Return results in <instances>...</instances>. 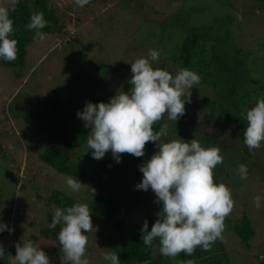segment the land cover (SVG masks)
Listing matches in <instances>:
<instances>
[{
  "label": "rangeland",
  "instance_id": "1",
  "mask_svg": "<svg viewBox=\"0 0 264 264\" xmlns=\"http://www.w3.org/2000/svg\"><path fill=\"white\" fill-rule=\"evenodd\" d=\"M49 3L56 15L61 16L60 20L63 21L62 16H65L67 31H47L43 40L30 42L26 47L22 76L16 77L10 67L0 65V220L12 229L11 233L1 232L0 244L6 255L14 256L16 243H22L31 234L38 235L46 227L47 215L54 211L53 205L51 210L47 205V196L52 189H60L82 204L95 193L86 180L74 176L86 186L79 192H72L66 185L67 175L41 162L39 154L48 136L27 124L19 113L56 92V99L70 105L76 112V122L85 127L77 117L85 101L107 103L119 91L126 92L131 88L129 72L114 70L108 65H130L137 58L147 57L149 49H155L160 52V57L152 62V66H162L175 76L183 68L174 58L187 31L203 27L206 38L196 42L192 58L197 61L189 69L200 76V82L191 89L190 101H187L190 104L185 103L184 119L180 117L174 122L165 114L167 134L158 143L183 139L179 135L182 126L185 127L183 135L188 134L190 138L183 139L186 142L196 139L205 148L206 136L213 140L211 144L224 142L226 148L220 153L232 156L231 164L223 170L218 169L214 182L223 183L231 190L235 204L224 221L222 239L212 247L217 252L225 251L232 264H264V143L259 149L248 150L241 156L242 147L246 145L237 133H226L213 125L216 119L220 124L223 119L217 113H209L214 105L213 90L225 85L226 80L222 75L214 77L209 62L206 60V66L203 62L214 50L231 53L233 57L235 53L225 46L232 42L247 55L246 78L241 91L247 93L253 105L264 97V92L258 88L264 82V1L89 0L84 7L77 6L75 0H49ZM0 6L7 7L6 0H0ZM68 36L70 41L66 40ZM76 74L81 75L83 82L68 91L65 84L73 81ZM97 95L102 100H94ZM207 95L212 99L204 102ZM87 150L85 142L78 155L82 166L90 169L97 160L92 157L91 150ZM156 151L154 145L144 161ZM104 157H112L111 152ZM241 164L247 166V179H240L237 173ZM144 196L155 197V194L149 188L144 191ZM257 196L260 197L259 208L254 205ZM144 209L143 205L135 208L119 229H113L104 221H95L97 215L91 212L96 231L83 233L82 230L88 237L86 258L89 264H110L103 259L104 252L114 251L122 245L125 235L134 228ZM247 216L254 226L248 246L233 231L235 222ZM37 245L48 254L50 264H61L63 253L55 240L41 235ZM153 257H160L158 264H180L176 258L162 256L160 245L154 247ZM0 264H7V256ZM123 264L138 263L127 258Z\"/></svg>",
  "mask_w": 264,
  "mask_h": 264
},
{
  "label": "clouds",
  "instance_id": "2",
  "mask_svg": "<svg viewBox=\"0 0 264 264\" xmlns=\"http://www.w3.org/2000/svg\"><path fill=\"white\" fill-rule=\"evenodd\" d=\"M7 7L0 6V59L13 62L17 59L18 41L12 37L14 20L10 12L16 11L19 0H6ZM84 7L89 0H75ZM48 21L42 12L33 13L25 28L33 31L34 40H43L41 31ZM160 52L149 49L147 57L135 59L131 64L128 91H119L107 103L85 101L77 117L90 128L87 149L92 157L102 159L111 152L119 163L122 154L140 158L145 155V145L154 142L157 151L146 162L138 166L143 174L135 185L137 190L155 194V203L160 205L157 219L148 230V222L141 227V240L151 246L158 239L160 253L175 258L180 253L191 256L197 247L204 251L222 239L224 221L234 208L231 190L223 183L214 182V169L223 163L218 146L202 147L196 139L184 141L173 139L158 143L167 134V124L159 131L154 125L165 114L168 120L176 122L185 114V102L190 101L191 89L199 84L200 76L192 70L181 68L173 76L167 70L152 66ZM186 97V98H184ZM246 120L243 142L251 152L264 143V97L257 99L255 106L241 112ZM87 150V151H88ZM240 179H247V166L237 168ZM66 185L72 192H79L85 184L72 176L66 178ZM254 205L260 207V197L254 198ZM60 225L58 242L63 253L61 264H89L86 258L88 237L83 233L95 232L91 210L87 204L76 203L70 207L57 208L51 227ZM83 230V233H82ZM12 229L0 220V232ZM7 256V264H50L48 254L31 239L15 244V255H6L0 244V260ZM103 259L110 264H121L115 251L104 252ZM180 264H194L189 260Z\"/></svg>",
  "mask_w": 264,
  "mask_h": 264
},
{
  "label": "trees",
  "instance_id": "3",
  "mask_svg": "<svg viewBox=\"0 0 264 264\" xmlns=\"http://www.w3.org/2000/svg\"><path fill=\"white\" fill-rule=\"evenodd\" d=\"M31 2L33 3L31 4ZM55 11L50 5L49 0H19V3L16 5V11L10 12V18L14 20L15 30L11 38L18 41L17 59L10 63L0 59V65L10 67L16 77L22 76L26 59V47L30 42L34 41L33 36L35 34L34 30L30 31L25 28L26 23L30 21V16L33 13L42 12L44 19L48 21L47 26L41 29L43 33L47 31L52 33L67 31L64 22L65 16H62L63 21L60 20L61 16L56 15ZM202 28L195 27L187 31L184 42L180 46L179 53L174 58L178 62V66L190 69L194 65V62L197 61V58H192V52L196 47L198 39L206 38L204 36L205 31ZM225 33H227L226 30ZM66 40L70 41L71 37L68 36ZM225 46L231 49L232 53H235L233 57L231 53L225 54L220 50H214L212 54L203 60L204 66L207 65L206 60L209 62L212 70H214L212 72L214 77H220L222 75L226 80L225 85H220L217 89L215 88L213 90L214 105L209 109V113H217L218 116L220 115L223 118L221 124L216 119L213 123L214 126L221 128V131L226 130V133H237V137L243 141V131L247 122L241 116V112L255 106V104L253 105L249 102L247 93H243V89L241 91L246 78L245 65L247 55L232 42L225 44ZM108 66L111 69L122 72L127 70L131 76L130 65H122L121 67L115 65ZM153 67L162 68V66ZM72 78H74L72 79L73 81L66 82L65 84V88L68 91L74 86L79 87L83 82L81 75L76 74ZM71 82H73V85ZM253 83H256V81L253 80ZM258 88L264 92V82ZM212 96L207 95L204 102H209ZM56 97H58L56 92H52L51 95L44 96L33 106L19 113L27 124L45 132L48 136V141L39 154L41 162L52 167L58 173L86 180L89 187L95 191L93 198L86 202L91 212L97 215L95 221H104L113 229L121 228L133 213V210L139 207V205H143L145 209L141 210L143 213L139 216L134 228L125 235V240H123L122 245L114 251L117 253L121 264L127 258L138 264H158L161 259L159 260L160 257H153V250L155 246H159V240H154L151 246H145L141 240L142 233L140 230L144 221L147 220L148 230L150 231L152 224L158 218L156 213L160 211V205L154 202L155 197L144 196L143 190H137L135 188V185L141 181L143 175L139 171L138 166L145 162V156L152 152L155 143L148 142L145 145V155L143 157L137 158L130 154H122L119 163L113 157H103L94 162L90 169H86L80 163L78 150L87 141L86 139L89 135L90 128L81 127V123L76 122L74 119L76 112L72 110V107L65 105L56 99ZM99 97L97 95L94 100L101 99ZM185 103L190 104L187 101ZM185 117L182 116L183 119ZM164 121L163 118L155 124L154 130L159 131L165 124ZM182 127L180 128L181 130L179 129V135L183 136L184 140H187L189 135H183L185 130L182 129H185V127ZM209 139V137H205L204 143L206 148L213 146H218L221 150L222 148H226L224 147L223 141L211 144L213 140ZM242 148L244 152L241 156H244L248 152V149L244 145ZM220 154L222 155V153ZM231 159L232 156H223V163L217 165L214 169V178H217L218 169L221 168L220 170H223L230 166ZM73 204H76V199L73 196L60 189H52L47 196V205L49 209L53 205L51 208L54 211L47 215L46 227L42 228L38 235L31 234L25 239H31L37 244L38 239L42 235L55 240L59 244L57 237L60 225L51 227L52 218L57 208L63 209ZM233 231L238 239L248 246L249 240L252 238L254 232L252 219L247 216L236 221L233 226ZM1 235L0 232V237ZM57 247L59 248L60 246ZM175 258L179 263L192 260L194 264H232L225 251L217 252L213 247L209 251H204L202 248L197 247L191 256L185 255L182 252Z\"/></svg>",
  "mask_w": 264,
  "mask_h": 264
}]
</instances>
